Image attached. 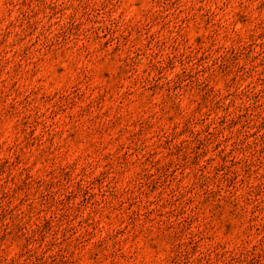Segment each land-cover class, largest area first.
Listing matches in <instances>:
<instances>
[{"label": "rangeland", "instance_id": "374dc122", "mask_svg": "<svg viewBox=\"0 0 264 264\" xmlns=\"http://www.w3.org/2000/svg\"><path fill=\"white\" fill-rule=\"evenodd\" d=\"M0 264H264V0H0Z\"/></svg>", "mask_w": 264, "mask_h": 264}]
</instances>
